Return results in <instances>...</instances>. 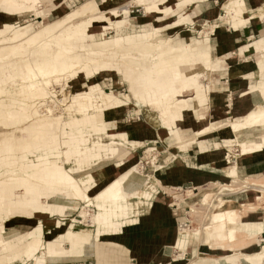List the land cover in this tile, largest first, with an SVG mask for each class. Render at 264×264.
I'll return each mask as SVG.
<instances>
[{
    "label": "crops",
    "instance_id": "obj_1",
    "mask_svg": "<svg viewBox=\"0 0 264 264\" xmlns=\"http://www.w3.org/2000/svg\"><path fill=\"white\" fill-rule=\"evenodd\" d=\"M54 1L60 7L64 5L73 7L82 0ZM92 1L85 0L84 3L78 5L71 12L78 10L85 4H90ZM200 1L202 10L191 9L193 13L190 12L188 14L192 15L193 21L190 19V15L187 16L190 20L186 21L194 23L196 26L211 25L218 20V16H225L224 5L231 0H197L193 3L191 1L190 4H198ZM244 1L247 8L253 10L247 16L248 22L245 25L237 29L230 25L223 27L218 25L211 38L205 37L193 40L199 43L198 52L208 53L214 49L218 56L231 55L232 58L230 60L227 58L223 66H221L220 60L215 62L213 64L214 73H206L204 83L206 86H212V88L208 102L204 106H199V108L205 109V111H202L205 119L197 120L193 115L186 114L184 121L180 124L181 130L185 133L201 131L212 122L226 120L229 116H246L263 105L264 85L261 86V84L264 82V0ZM19 16L16 13L4 14L3 11H0V22L6 19L12 20V17L17 18L15 23H0V27L11 26L18 29L22 26L18 21ZM64 18L57 19L51 23L62 21ZM134 19H142V17L130 18L132 21ZM147 25L140 23L137 25L140 27H134L143 28V26L147 27ZM81 26L91 28V30L95 29V25L93 27ZM125 27L124 22L123 28ZM22 30L30 31L31 29L24 28ZM121 30H114L118 39H142L141 41L136 40L135 42L137 43L144 41V37L153 33L152 29L145 33L123 36L120 35ZM185 30L190 36H194L195 32H197L193 28ZM98 35L99 33H93L87 39L81 40L82 45L84 44L87 49H94L93 47L100 42ZM180 41L182 40L180 39ZM15 46L7 49L0 48V61L8 57L10 53L17 51L22 61L29 59V62L25 64L26 66L29 63L32 66H41L55 62L57 51L51 46L28 50H20L17 47L18 45ZM240 50L243 51L242 54ZM37 51H41L40 56H37ZM87 81L85 77L80 76L76 80V84L86 87ZM10 89L15 99H21L27 93V89L23 84L10 86ZM3 102L9 103L10 100ZM72 113L78 116L77 109ZM90 114L92 116L95 115L98 127L107 124L106 120L112 122V132L123 134L128 141L121 148L109 143L106 146V154L108 156L104 157L102 153V161L93 168L92 174L99 178L100 182H104L103 186L126 174L132 166L144 163L147 164L146 172L149 173L155 166L158 167L153 173L157 183L141 174H134L126 181L125 196L132 205L130 211L131 220L123 222V226L119 227L118 223L121 222V219L118 218L120 220L116 224V230L121 233V236L120 238L117 237V241L114 242L107 238L96 244L94 241V227L91 226L92 230L86 233L81 227L80 221L77 220L79 229H75L74 235L69 233L74 236V243L73 247H69L68 257L52 262V264H191L192 262L193 264H250L249 262L258 261L257 258L247 261L234 253L218 255V257L203 253L208 254V257L204 259H200L199 253L194 259L195 243H190L191 237L186 232L181 233L179 236V229L182 224L180 222L181 215L177 213L178 209L175 208V205L171 206V200L165 190L177 189L185 192L193 190L195 192L211 184L231 185L233 180H238L240 177L244 178V180L255 179L257 186L264 189V148H253L243 151V155L240 158L238 145L221 146L224 142L223 135L214 133L198 137L196 146L184 151L177 146L170 147L166 143L171 136L170 131L159 124L157 112L150 110L148 107H140L138 110L131 105H126L113 109L106 117L102 114L105 117L103 119L99 117L101 113L93 112ZM14 115L17 120L21 118L17 113H14ZM241 132L235 135L231 133L228 138L234 140V137H236L238 141L248 144L258 143L261 136L264 137L263 128H254ZM26 142L27 144H32L30 141L26 140ZM34 144L36 143L34 142ZM155 152L157 154L155 163L148 162L151 153ZM4 172V168L0 167V178ZM103 186L98 185L92 191V194H96ZM150 186L157 187L158 191L153 196L152 201L148 202L144 195ZM13 188V184L9 183L6 188L5 198L0 191V203L10 202L17 198L15 197L17 196L16 193L12 191ZM139 198L144 199L138 201ZM254 199L252 198L251 201ZM254 202H250V200L243 201V203L232 202L227 208L238 212L234 207L239 205L242 207L248 206L251 210H256ZM221 208L225 209L226 207ZM238 213L242 216V213ZM54 216L55 214L52 216H40L34 211L27 210L22 212L9 211L7 214V210H4L0 211V224L6 227L7 219L13 222L20 221L19 227L14 224L9 227L11 233L22 232L23 235L34 234L36 237H43L42 229H39L40 226L38 225H40V222L43 224L45 218ZM132 220L135 221L132 223ZM61 225L63 227L66 226V229L70 226V224L63 221L55 222V224L52 222L49 225L50 227H47V235L49 236L53 232L59 234V231L64 230ZM35 226H38V229ZM235 228L238 234L244 235L247 239L251 241L256 239L257 242L261 241L264 243V210L250 212L247 217H241ZM1 240L0 244L3 243ZM8 245L10 246V251L0 258V264L6 263L7 259L19 249L13 242H9ZM259 246L254 244L250 248ZM185 247H187L189 252L180 250ZM205 247L208 246L204 245ZM263 247L264 245H262L261 249ZM83 249L84 251L82 252ZM226 257L229 260L223 261ZM257 264H264V260L257 262Z\"/></svg>",
    "mask_w": 264,
    "mask_h": 264
},
{
    "label": "bare ground",
    "instance_id": "obj_2",
    "mask_svg": "<svg viewBox=\"0 0 264 264\" xmlns=\"http://www.w3.org/2000/svg\"><path fill=\"white\" fill-rule=\"evenodd\" d=\"M141 1L146 2L147 6L152 10L160 8L170 19H176L179 15L182 16L181 11H183V7H180L176 11L174 9L170 11L163 5L165 4V0ZM38 2L40 0H1L3 4H0V10L16 13V10L19 11L25 7L34 6ZM95 3L96 5L90 8L91 11L110 13L112 15V13L117 12L116 10L119 8V5L126 3V0H96ZM84 8L86 7L80 8L65 20L51 24H41L36 34L29 35L27 30H19L11 26L0 27V40L10 41V45L12 46L18 45L17 47L20 50L39 49L44 46H51L50 43H52L53 48L57 51L55 62L52 64L32 66L29 63V66H26L17 51L10 53L8 56L9 59L14 61L0 63V66L6 64V68L0 73V125L9 128L7 131H0V167L4 168L5 171L3 177L0 179V191L4 189L8 182L11 183L17 179L27 186L26 191L31 194L29 199L24 198L23 203L19 202V197L10 202L0 203V211H20L27 208L39 210L41 206L37 203L36 198L39 193L49 190L51 193L54 191L59 192L57 193L58 197L55 198L59 204H72L75 199L88 200L87 203H91L89 206L93 205L98 208L97 215H94L98 223L107 225L120 218L121 222L118 223V226L122 227L123 222L130 219L132 206L125 196V184L134 175L135 168L131 167L126 174L106 186H103L104 182H100L99 178H96L90 170L93 168V165H91L93 151H96L98 147H106L109 143L123 144L128 142L126 136L113 133L111 125L104 124L98 127L95 115L92 116L90 111L84 112V110L80 109L77 110L78 116L71 113L68 120L61 122L58 121V115L52 108L43 117L34 118L30 115L29 110L36 101L45 103L57 101L61 109L69 101L76 100L79 97L90 98L89 100L92 101H90V105L92 103H99L100 101L104 102L107 97L100 95L96 90V83L99 81L98 77L107 71L109 73H116L119 76L120 73H124L123 81L130 88L132 101L135 106L141 107L144 104H149L151 106L150 110L157 112L159 124L170 131L171 136L166 141L170 147L177 143H185L190 140L191 136L196 134L201 136L203 134L214 133H221L224 142L228 146L236 140L238 141L236 137H234V140L229 139V134L233 133L235 135L244 130L254 129L261 122V119L264 117V102L263 105L256 109L254 108L255 110L246 116H229L227 118L228 121L224 124H222V120L219 122L215 121L201 131L185 133L181 130L180 124L184 121L186 114L193 115L197 120L205 119V115L202 113L205 109H201L199 106H204L208 102L212 86L198 83V75L199 73H214L213 64L219 61V56L214 52V49L208 53H193L188 49L191 43L179 41L178 45L174 44L170 50L166 51L164 50L165 45L163 41L157 39L154 43L158 51L164 54L163 56L167 55L165 62L158 63L162 68L158 70L143 69L131 80L126 76V72L139 70L129 66V64L119 58V47H114V42H109L107 39L101 40L97 44L99 48L92 50L87 49L86 46L81 44V40L93 35L91 28H84L79 24L75 25L76 22L86 15L83 12ZM121 9L123 10H121V16L129 14L126 7ZM224 9L232 19L253 12V10L247 8L244 0L228 1ZM111 15H106L105 17L111 20ZM62 30L64 32H61ZM192 43H195V41ZM178 48H183L186 51L180 53ZM79 57L83 59L80 60ZM153 61L155 62L157 59L154 58ZM80 74H84L88 80V87L86 89L74 87L75 83L73 82L71 88V83H69L71 79L67 82L63 81L57 88V91L53 88L54 83H60L61 78H74ZM17 82L28 85L29 90L24 95L25 98L15 99L8 92L10 86ZM4 97L8 98L10 102H3L2 99ZM146 98L149 99V102L146 101ZM14 111L22 114L19 115L21 116L19 120L15 119ZM25 124H28L30 127L39 125V127L60 128L64 134L61 143L66 136L74 141L75 153L70 169L66 168L65 164L60 163L61 159L56 160L59 157V150L53 151L51 147L38 148L32 144L26 145L25 140L24 143L23 140L22 142L21 140L18 141L19 144L14 142L13 135L10 132L16 127ZM53 137L54 134L50 133L48 137L50 142H52ZM253 144L264 146L261 140ZM34 152H39V157L34 156ZM101 155L98 152L95 153L94 157L96 159H100L99 157H101L102 160ZM33 165H38V167H34ZM144 168L145 166H142V169ZM157 168L156 166L153 169L151 168L152 171L149 175H146L148 179L155 181L153 173ZM88 171L89 173L79 176L80 173ZM98 185H102L103 188L96 194L91 195V192ZM216 185L226 191H230L231 189V186L228 185ZM247 185L249 186L250 184ZM250 188L255 189L253 186ZM234 189L236 190V188ZM198 196V201L202 203L211 194L207 190L202 191L200 194L192 193L189 195L187 201L191 205L192 202L196 201L195 198ZM144 198L147 200V192ZM144 198H139L138 201ZM225 207L223 209L219 206L220 212L212 216V224L214 225L211 226L210 221V226L206 225L204 228L210 231L212 228H218L220 221H228L224 233L228 241L225 247L232 248L233 250L241 248L235 250L234 254H238L241 252L240 250L248 248L247 244L242 245L238 241L239 237L235 227L240 216L231 208H227V205ZM8 224L15 225L13 221L8 220L7 226L1 230L3 238L1 241L4 243L10 241L12 238L15 239L23 236L22 233H11ZM212 234L213 232L210 231L206 235L210 237ZM219 236H223L221 230L219 231ZM258 242L260 243L261 241ZM43 243L42 240L38 239L30 240L22 249L21 254L17 252L13 253L7 259L6 264H23L26 258L38 255L41 252ZM46 244L48 248L47 258L56 261L62 260L55 256L54 241L47 242ZM240 257L245 260L253 258L264 260V251L261 254L250 256L249 253H245Z\"/></svg>",
    "mask_w": 264,
    "mask_h": 264
},
{
    "label": "rangeland",
    "instance_id": "obj_3",
    "mask_svg": "<svg viewBox=\"0 0 264 264\" xmlns=\"http://www.w3.org/2000/svg\"><path fill=\"white\" fill-rule=\"evenodd\" d=\"M191 1L193 3L197 0H165V4L163 5H165V7H167V9L170 11H172L173 9L174 11H176L180 7H183V11H181L182 16L179 15L176 19H170L167 17L168 15L164 14V12L161 11L160 8H154V10H152L149 6H147L146 2H143L141 0H126V3L124 5H119V8L116 10L117 12L114 14L112 13V15L110 13L106 14V13H99L97 11H91L90 8H93L96 5L95 3L96 0H93L90 4H85L84 6H82V7H86L84 8V11H83L86 13V15L80 21L76 22L75 25H78V24L80 26L86 25L88 27L90 26L93 27L95 25V29L92 31L93 33H99L98 35L99 41L101 40L103 41L107 39V41L109 42L111 41L114 42V47L115 46L119 47V53H120L119 58L125 61L127 64H129V66H132L139 70V71H132V72L127 71L126 72V76L132 80L134 79L136 74L142 71L143 69L158 70L162 68L161 66H159L160 64L158 63L165 62L167 55L163 56L164 54L158 51L154 43L155 40L161 39L165 45L164 50L167 51V50H170V48H172L174 44L178 45L181 39L184 42L191 43L190 47L188 48L189 51L191 50V52L197 53L199 50L198 49L199 43L198 42L192 43L194 39L196 38L203 39L205 37L211 38L212 33L213 34L215 33L216 27H218V25H221L222 27L226 25H230L233 28L237 29L239 27H242L248 22L247 16L249 15V13L245 15H241L239 17H234L232 19L231 16L227 15V13L225 12V16H218L219 17L218 20L212 23L211 25L196 26L194 25V23L186 22V21H189L190 19L192 20V15L188 13H190L191 9L193 8H195L197 11H201L202 4H200L201 3L200 1L198 4L193 5V4H190ZM84 2L85 0H82L80 3L74 5L73 7H68L67 5L60 7L59 4L55 2L54 0H40V2H38L34 6L25 7L23 9H20L19 11L16 10V14L20 15L18 17V21L20 22V25H22L18 29L22 30L24 28H30L31 30L28 31V34L29 35L36 34L39 31L41 24L43 25L49 24L57 19H62L64 17H65L64 18L65 20L71 14L77 11L76 10L74 12H71L73 9H75L78 5ZM0 4H3L1 3V0H0ZM124 7L127 8V11H128L127 13H129L127 14V16H121V10H122L121 8L124 9ZM7 13L8 11L4 12V14H7ZM106 15H111L112 19L111 20L107 19L105 17ZM188 15H190V19L187 18ZM138 17L140 18L142 17V19H134L133 21L130 20V18H138ZM37 18H40L41 20ZM16 21H17V18L12 17V20L6 19L0 23H4V22L15 23ZM124 22L126 26L125 28H123ZM140 23L148 24V25L147 27L143 26V28H136V27H140V26H137ZM187 28H191V29L193 28L197 32H195L194 36H190L187 30H185ZM120 29H122L120 32V35H123V36L137 34V33H145V32H149L152 29H153L152 31L153 33L151 35H148L147 37H144L145 39L144 41L137 43L135 42L136 40L141 41L142 39H139V38L127 39V40L118 39V36L116 35V31ZM114 30L116 31L114 32ZM178 31L180 32V34ZM61 32H64V31L62 30ZM180 35L182 36L179 37ZM50 45H51V48H53V44L50 43ZM11 47L12 45H10V41L7 42V41L0 40V48L7 49ZM93 48L96 49L99 47L95 46ZM178 49L180 53H184L186 51L183 48H178ZM242 52L243 51L240 50L241 54ZM40 53L41 51H37L36 52L37 56H40ZM81 56H83V54H81ZM79 58L80 60L83 59L82 57H79ZM154 58H156L157 61L154 62L153 61ZM227 58L230 60L232 56L231 55L230 56H219V60L222 63L221 66H223L226 63ZM12 59H15V58H12ZM10 61H14V60H11L8 57H5L3 58L2 61H0V63L3 64V63L10 62ZM28 62H29V59L24 61L25 64H27ZM5 65L0 66V73L6 68ZM80 76L85 77L84 74L83 75L80 74L74 78L63 77L61 78L60 83H54L53 88L55 89V91H57V88L63 81L67 82L69 79H71L69 81V83H71V88H72V82H73L75 83L73 85L74 87H80L82 89H86L88 86L85 87V86H80L76 84V80L80 78ZM205 78H206V74L199 73L198 83H204ZM98 80L99 81L96 83V90L98 93H100V95L107 97V99L104 100V102L100 101L99 103H95V104L92 103L90 105V103L92 102L91 100H89L90 98L79 97L76 100L69 101V103L66 106L62 107L61 109L57 101H55L54 103L52 102L45 103L42 101H36L30 107V110H29L30 115L34 118H40V117H43L45 114H47L49 112V109L52 108L55 110L56 114L58 115V119H59L58 121L61 122V121L68 120L71 113L76 111V109L84 110V112L90 111V113H93V112L101 113L99 115L100 119L105 118L106 115L113 109H117V108H120L126 105H131L133 108H137L139 110L140 107H136L132 101L131 91H130L128 84L125 81L121 82L122 77H120L116 73H109L107 71L103 75L99 76ZM18 84H23L26 87V89L29 90L28 85L22 82H17L16 84H13L12 86H18ZM263 85H264V82H262L261 86ZM8 92L11 94L12 90L9 88ZM23 98H25V96ZM2 101H8V98L4 97ZM146 101L149 102V99L146 98ZM141 107H148L149 109L151 108L149 104H144ZM17 112L18 111H15L13 112V114ZM102 114H104L105 117H103ZM17 115H22V114L18 112ZM227 121L228 119L222 120V124H224ZM105 122H107V125L113 126L112 122H110L109 120H106ZM255 128L264 129V117L261 119V122H259V124L256 125ZM8 129L9 128L3 127L0 125V131L2 130L7 131ZM50 133L54 134V137L58 136L60 138V141H62L64 134L60 128L57 129L56 127L47 128V127H39V125L30 127L28 126V124H25V125H20L19 127H16L14 130L10 132V134L13 135V141L16 142L17 144H19L18 141L20 140L21 142L23 140V143H24V140L25 141L27 140V141H30V143H32L34 147H38V148H44V147L50 148L49 143L51 142L48 139ZM201 136H206V134H203ZM201 136H199L198 134L193 135L191 136L189 141L185 143H177L171 147L177 146L181 150L188 151L193 146H196V143H197L196 139ZM260 140L264 144V137L261 136ZM34 142L36 144H34ZM25 143L27 145V142ZM233 144L238 145L240 149V152H239L240 156L239 155L238 156L240 158L243 155V151H247L253 148L255 149L264 148V146H256L253 143L247 144V143H243L240 141L238 142L237 140L228 146L225 142H223L222 145L225 147H229ZM113 145L121 148L122 146H125L126 143H123V144L113 143ZM96 151L97 153L99 152L100 154L103 153L104 157L108 156L106 154L105 146L98 147ZM96 151H93V155L91 156V158L93 159L90 158L92 160L91 165H93V168L102 161L101 157H99L100 159H96V157H94ZM58 152H59V157L56 158V160L62 159L61 152L60 151ZM156 156H157L156 152L151 153L150 158H148L149 159L148 162H151L154 164V162L156 161ZM146 165L147 164L144 163L138 166H132L133 168H135L134 174H138V175L141 174L144 176L149 175V172L146 173V167H147ZM142 166H145V168L142 169ZM93 168L90 171H93ZM87 173H89V171L85 173H80L79 176L85 175ZM1 177H3V175H1ZM9 183L10 182H8V184ZM8 184L4 187V189L1 190L2 194L4 195V198L6 197L5 194H6V188ZM10 184H13V187H16V188L20 186V182L17 179L13 180ZM247 184H250V185L248 186ZM215 185L216 184H211L207 186L206 188H200L198 191H195V192H193V190H189L186 192L183 190L179 191L177 189L165 190V192L168 193V197L171 200L170 202L171 206L175 205L176 206L175 208L178 209L177 213L181 215L180 222L182 223L181 225L184 228L181 227L179 229V236L181 235V233L186 232L191 237L190 243L192 242L195 243V252L193 256L194 259H196L199 253H200V259H204L208 257V254L214 255V256L216 255V257H218V255L232 254L235 252V250L241 249V248L239 249L236 248L235 250H233L232 248L225 247L228 241L224 233H225L226 225L228 224V221L226 222L220 221L218 228H212L210 230L211 232H213V234L210 237L206 235L210 231H207L204 228V226L206 225L210 226L213 223L212 216L215 213L220 212L219 206L224 207L227 205L228 207L231 205L232 202H237V203L242 202L243 203V201H248V200H250V202L255 201L254 203L256 206V210H251V208L248 206L242 207V206L236 205L234 207L238 212L242 213V216H241L237 212V214L240 216L239 219L241 217H247V215L250 212L264 210V189L263 188L261 189L257 186L255 179L244 180V178L240 177V179L238 180H233L232 184L228 185V186H231L230 191L223 190L222 188H220V186H217V185L215 186ZM251 186L255 187V189L250 188ZM234 188H236V190ZM205 190H207L211 194V196L205 202L201 203L200 201H198V198H199L198 196L197 198H195L196 201L192 202L191 205L189 204L187 199L190 194L192 193L200 194L202 191H205ZM157 191H158L157 187L155 186L149 187L147 191V201L148 202L150 200L152 201V198L157 193ZM53 193H51V191L49 190L39 193L38 197L36 198L37 203L41 206L39 210H32L31 208L26 209L27 211H34L36 214H40V216H44V215L52 216L53 214H55L54 217L45 218L43 220V224L42 222H40V225H38L40 226L39 229H42L43 237L42 236L36 237L34 234H24L23 236L19 238H15V239L12 238L10 241H6L5 243L3 242L2 244H0L1 246L0 247V258H2L4 255H6V253L10 251V246L8 245L9 242L15 243V245L19 247V249L16 252L21 254L22 249L30 240L38 239L44 242L42 244L43 247L41 249V252L38 255H34V256H30L26 258L23 264H52L51 261L55 262L56 260H49L46 256L47 251H48L46 243L53 242V241L55 243V252H54L55 256L57 258L64 259L68 257V252L70 250L69 247L70 246L73 247L74 231L75 229L77 230L79 229V226H78L79 223L77 222V220L80 221V225L84 229V231H86V233L92 230L90 228L91 226L94 227L95 229L94 241L96 242V244L98 242L100 243L101 240H105L107 238H110L114 242L117 241L118 239L117 237L120 238L121 233L117 232L116 230V224L120 219L114 220L108 223L107 225L98 223L96 219L94 218V215H97L98 208L94 207L93 205L89 206L91 203H87L88 200L85 201V200L75 199L73 200L72 204L63 205V204H59L57 200H55V198L58 197L57 193L59 192L54 191ZM30 195L31 194H29L28 191H25L24 198L29 199ZM91 195H93L92 192H91ZM252 198H255V199L251 201ZM91 202H92V199H91ZM222 204L223 205L225 204V205L223 206ZM9 211L11 212L12 210H7V214L9 213ZM22 211H25V209L20 210V212ZM41 219L42 218L40 217V220ZM239 219L237 223L239 222ZM59 221L68 223L70 224V226H68L66 229V226L63 227L61 225V228H63L64 230L59 231V234H57L56 232H53L52 234L48 236L47 227L50 225V223L53 222V224H55V222H59ZM133 221L135 220H132L131 222L133 223ZM14 223L15 225L19 227L20 221H14ZM186 223L191 224V226L185 227L184 225ZM11 225L13 224H8V227H11ZM213 225L214 224H212L211 226ZM38 226H35V227L37 228ZM3 228H4L3 225L0 224V239H3L2 231H1V229ZM220 230L223 232V236H219ZM69 233H72L73 235H70ZM238 237H239L238 241L242 243V245L247 244L249 249L246 248V249L240 250L241 252L238 254L236 253L237 255L241 256L242 254L249 253V256H250V255L261 254V252L263 253L264 248L261 249V247L262 245H264V243L262 242L259 243L256 241V239L255 241H251L242 234H238ZM258 239L261 240L260 238ZM254 244H258L260 246L250 248V246ZM204 245L208 247L204 248ZM186 249L187 247L180 249V250L189 252L188 249L187 250ZM83 251L84 249L82 250V252ZM203 253H208V254H203ZM76 255H79V254H76ZM217 259L219 260V258ZM224 259L225 260L223 261L229 260L228 257ZM261 261L263 260H258L254 263L253 262H249V263L257 264V262H261ZM3 264H6V263H3ZM191 264H193V262Z\"/></svg>",
    "mask_w": 264,
    "mask_h": 264
},
{
    "label": "snow or ice",
    "instance_id": "obj_4",
    "mask_svg": "<svg viewBox=\"0 0 264 264\" xmlns=\"http://www.w3.org/2000/svg\"><path fill=\"white\" fill-rule=\"evenodd\" d=\"M124 75H125L124 73H120V76L122 77L121 82H123ZM49 146L53 151L59 150L61 152L62 159L60 160V163L65 164L66 168L70 169L73 163V156L75 153V142L70 140L66 136L64 138V141L61 143L60 138L56 136L52 138V142L49 143ZM33 155L39 157L40 154L39 152H34ZM33 166L38 167V165H33ZM12 191H14L17 197H19V202L23 203L24 193L26 191V185H24L23 182H20V186L18 188L14 187Z\"/></svg>",
    "mask_w": 264,
    "mask_h": 264
},
{
    "label": "built area",
    "instance_id": "obj_5",
    "mask_svg": "<svg viewBox=\"0 0 264 264\" xmlns=\"http://www.w3.org/2000/svg\"><path fill=\"white\" fill-rule=\"evenodd\" d=\"M133 13V12H132ZM194 192V191H193ZM185 227H190L191 226V224H189V223H186L185 225H184ZM181 227H182V225H181Z\"/></svg>",
    "mask_w": 264,
    "mask_h": 264
}]
</instances>
